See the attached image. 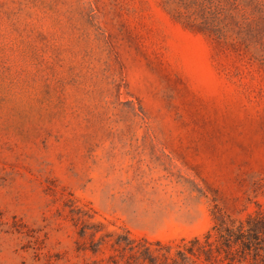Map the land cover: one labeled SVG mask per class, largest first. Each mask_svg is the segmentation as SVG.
<instances>
[{"label":"rangeland","instance_id":"1","mask_svg":"<svg viewBox=\"0 0 264 264\" xmlns=\"http://www.w3.org/2000/svg\"><path fill=\"white\" fill-rule=\"evenodd\" d=\"M183 22L163 0H0V264H108L103 233L178 242L214 204L264 209V63Z\"/></svg>","mask_w":264,"mask_h":264},{"label":"trees","instance_id":"2","mask_svg":"<svg viewBox=\"0 0 264 264\" xmlns=\"http://www.w3.org/2000/svg\"><path fill=\"white\" fill-rule=\"evenodd\" d=\"M177 20L218 43L243 48L264 63V0H163ZM253 49V51H252ZM213 224L201 236L162 242L132 238L128 232L103 233L115 252L108 264H264V209L243 218L234 217L217 204L212 206ZM89 218V216H88ZM88 228L78 231L85 238ZM92 229L90 245L78 251L96 253ZM98 243V242H97Z\"/></svg>","mask_w":264,"mask_h":264}]
</instances>
